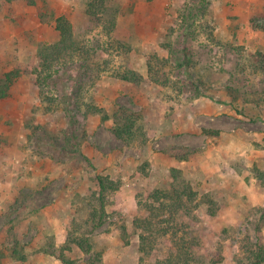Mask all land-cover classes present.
<instances>
[{"label": "rangeland", "instance_id": "374dc122", "mask_svg": "<svg viewBox=\"0 0 264 264\" xmlns=\"http://www.w3.org/2000/svg\"><path fill=\"white\" fill-rule=\"evenodd\" d=\"M210 1L187 57L178 38L186 0H109L95 16L88 0H0V83L17 73L0 98L2 264H64L62 252L80 264L97 254L102 264H170L171 253L174 264H238L249 237L264 241L254 210L264 205V0ZM62 15L84 50L67 62L90 67L85 100L104 108L85 121L75 151L53 143L68 122L58 101L41 97L35 71ZM128 71L142 79H124ZM119 106L141 126L130 145L112 117L102 120ZM183 148L191 154L180 160ZM173 169L197 192L175 218L155 197L171 188ZM99 174L120 186L95 227ZM82 236L90 252L73 241ZM16 241L25 260L13 255Z\"/></svg>", "mask_w": 264, "mask_h": 264}, {"label": "trees", "instance_id": "16d2710c", "mask_svg": "<svg viewBox=\"0 0 264 264\" xmlns=\"http://www.w3.org/2000/svg\"><path fill=\"white\" fill-rule=\"evenodd\" d=\"M29 3H36L37 0H27ZM109 0H88L87 11L90 15H98L99 11L106 10ZM211 4L210 0H186L184 9L181 12V22L179 25V42H181L184 56L191 57L190 46H188L189 40L197 37L198 27L200 20L206 17L209 11V6ZM264 27V26H263ZM56 29L60 32V38L57 42L49 45H43L39 49L40 62L36 68L37 73V83L40 87V94L43 99L52 102L58 101L61 105L62 110L65 114L66 120L68 122V127H66L59 137L63 140L55 138L53 143L60 145L65 151H75L78 149V145L75 140L80 139L82 131H85V121L90 115L96 113H102L104 108L97 105L94 100H85V86H84V75L88 74L90 67L84 62H80L78 68L71 69L72 63L69 65L67 61L68 57L74 62L77 59L76 56L83 55L84 50L75 37L73 23L72 21L62 15L58 17L56 23ZM181 39V40H180ZM178 42V43H179ZM171 45V55L174 54L178 48ZM183 56V57H184ZM185 62L189 65L190 59ZM184 62V63H185ZM75 63V62H74ZM183 62L179 65H183ZM84 67V69H83ZM83 70V73L79 72ZM77 71V73H76ZM16 72H8L5 74V78L0 83V98H6L9 95V91L13 81L15 80ZM124 79L139 82L142 77L139 76L134 71H128L123 75ZM66 84L65 90H62L61 83ZM46 109L53 110L51 105H46ZM113 119L112 130L114 134L127 144H133L134 141L140 134V125H138V118L134 109L126 106H119L117 110L114 111L112 116L107 113L102 114V120L105 121L109 118ZM84 121V122H83ZM211 132L212 130H207ZM60 141V143H58ZM79 143V142H78ZM183 151H179L176 157L180 160H185L190 157L191 150L183 148ZM172 185L171 188L167 190H157L155 191L156 199L161 200V203L168 211L172 212L171 216L175 218L176 214L181 210L186 209L189 201H193L197 195V192L192 188L191 184L182 178L180 171L173 169L172 174ZM97 182L99 185V199L101 201V217L98 222H96L95 227H100L103 223V214L105 212L106 195L111 190L119 189V183L113 180L108 175L97 176ZM255 212L261 214V221L256 222V229L260 230L262 225H264V205L255 206ZM166 221L170 219H165ZM152 223L148 222L147 219H141L139 226L144 230H150ZM142 244L141 248L144 250L146 247V235L143 233L140 235ZM87 238L77 237L74 242L78 246L87 252L91 251L92 244L86 241ZM252 243V246L247 248V254L245 257H240L238 259V264H261L264 262V241L256 236V239H248ZM87 245V246H86ZM71 248V246H69ZM23 247H20V242L16 241L14 245L13 255H16L21 260H25L27 255L21 254ZM59 258L64 264H80L77 259L66 255L64 252L59 254ZM167 260L170 264H174L173 255H171ZM0 264L1 261H0ZM88 264H102V256L100 254L96 255L95 260L89 261Z\"/></svg>", "mask_w": 264, "mask_h": 264}]
</instances>
